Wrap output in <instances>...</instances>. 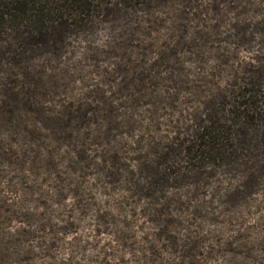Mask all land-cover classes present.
Returning <instances> with one entry per match:
<instances>
[{
	"label": "clouds",
	"instance_id": "1",
	"mask_svg": "<svg viewBox=\"0 0 264 264\" xmlns=\"http://www.w3.org/2000/svg\"><path fill=\"white\" fill-rule=\"evenodd\" d=\"M84 3L0 31V264H264V0Z\"/></svg>",
	"mask_w": 264,
	"mask_h": 264
},
{
	"label": "trees",
	"instance_id": "2",
	"mask_svg": "<svg viewBox=\"0 0 264 264\" xmlns=\"http://www.w3.org/2000/svg\"><path fill=\"white\" fill-rule=\"evenodd\" d=\"M39 2L40 0H0V31L5 27L16 30L23 25L24 30H28L26 32H29L30 28L34 30L38 25L41 26L42 23H40V21L43 17L40 15L42 7H37ZM65 4H67L68 7H72L76 4H83L85 7L87 6L84 3V0H70V2L69 0H65ZM51 18L52 17H48L47 19L50 21ZM250 85L251 89H245L244 92L241 93V96L245 95L249 90H252L253 95L248 101L242 100L241 106H246L247 108H252L254 110L256 103L255 89L258 86V82L250 81ZM238 115H243L244 121L240 128L236 130V133L243 137L246 135V129L249 128L248 125H252V118L247 115V112L239 113ZM230 131V129L223 128L222 126L207 129L204 135L208 137V140L205 143L203 138H201V145L199 147H207L210 150L215 148L217 141L225 138L224 133ZM213 133H215V135H213Z\"/></svg>",
	"mask_w": 264,
	"mask_h": 264
},
{
	"label": "rangeland",
	"instance_id": "3",
	"mask_svg": "<svg viewBox=\"0 0 264 264\" xmlns=\"http://www.w3.org/2000/svg\"><path fill=\"white\" fill-rule=\"evenodd\" d=\"M53 19H58V17H52L51 20L49 21V28L45 29L44 26L41 24L36 27V29H29V39H28V44L29 45H35V44H41V45H46L49 40L55 41V39H58V31L57 28H52L51 27V21ZM60 27H64L63 23L61 22ZM28 31V30H26ZM32 31L37 32V36L33 37L31 35ZM248 127H254L252 125H248ZM245 129V128H244ZM234 135H239L238 133H233ZM240 136V135H239Z\"/></svg>",
	"mask_w": 264,
	"mask_h": 264
}]
</instances>
